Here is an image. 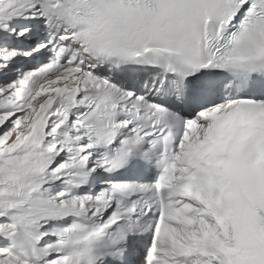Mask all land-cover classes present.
I'll list each match as a JSON object with an SVG mask.
<instances>
[{
    "label": "snow or ice",
    "instance_id": "obj_1",
    "mask_svg": "<svg viewBox=\"0 0 264 264\" xmlns=\"http://www.w3.org/2000/svg\"><path fill=\"white\" fill-rule=\"evenodd\" d=\"M0 264H264V0H0Z\"/></svg>",
    "mask_w": 264,
    "mask_h": 264
}]
</instances>
